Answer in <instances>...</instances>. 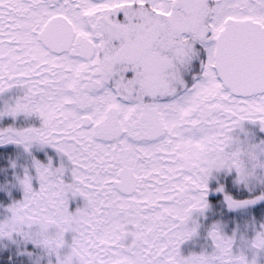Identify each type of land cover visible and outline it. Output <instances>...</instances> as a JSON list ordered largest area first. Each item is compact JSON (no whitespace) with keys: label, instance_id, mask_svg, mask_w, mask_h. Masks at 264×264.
I'll use <instances>...</instances> for the list:
<instances>
[{"label":"snow or ice","instance_id":"snow-or-ice-1","mask_svg":"<svg viewBox=\"0 0 264 264\" xmlns=\"http://www.w3.org/2000/svg\"><path fill=\"white\" fill-rule=\"evenodd\" d=\"M0 264H264V0H0Z\"/></svg>","mask_w":264,"mask_h":264},{"label":"trees","instance_id":"trees-1","mask_svg":"<svg viewBox=\"0 0 264 264\" xmlns=\"http://www.w3.org/2000/svg\"><path fill=\"white\" fill-rule=\"evenodd\" d=\"M18 150L15 146L0 148V184H10L13 174L18 171L11 168V162H16L18 165L23 163L22 160L17 159ZM7 200V195L0 192V202ZM11 203V200H7V203H3V207H7Z\"/></svg>","mask_w":264,"mask_h":264},{"label":"rangeland","instance_id":"rangeland-1","mask_svg":"<svg viewBox=\"0 0 264 264\" xmlns=\"http://www.w3.org/2000/svg\"><path fill=\"white\" fill-rule=\"evenodd\" d=\"M10 146H12V145L4 146V147H10ZM0 148H3V147H0Z\"/></svg>","mask_w":264,"mask_h":264}]
</instances>
